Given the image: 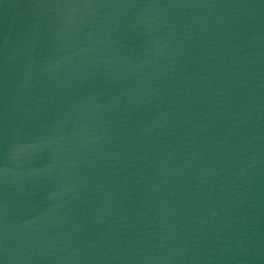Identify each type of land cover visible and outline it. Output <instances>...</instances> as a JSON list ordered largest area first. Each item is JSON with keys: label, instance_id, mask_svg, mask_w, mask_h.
Returning a JSON list of instances; mask_svg holds the SVG:
<instances>
[{"label": "water", "instance_id": "obj_1", "mask_svg": "<svg viewBox=\"0 0 264 264\" xmlns=\"http://www.w3.org/2000/svg\"><path fill=\"white\" fill-rule=\"evenodd\" d=\"M0 264H264V0H0Z\"/></svg>", "mask_w": 264, "mask_h": 264}]
</instances>
